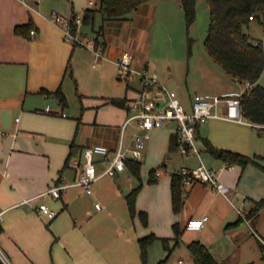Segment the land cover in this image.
Returning <instances> with one entry per match:
<instances>
[{"label":"crops","instance_id":"obj_1","mask_svg":"<svg viewBox=\"0 0 264 264\" xmlns=\"http://www.w3.org/2000/svg\"><path fill=\"white\" fill-rule=\"evenodd\" d=\"M172 3L145 1L129 18L105 21L101 37L105 46L94 48L83 43V23L77 26L76 41L66 37L64 24L50 18L54 13L68 17L73 12L82 17L84 10L95 7L98 0L94 4L90 0H0V212H4L0 242L10 264H142L139 238L149 233L172 238L175 222L183 230L177 246L185 245L189 250L190 242L200 240L225 264H238L241 248L249 240H264V208L255 222L239 214V210L246 214L255 201L264 198V158L257 159L259 164H234L233 169H223L225 162L213 156L201 139L207 138L219 148L264 156V142L257 139L264 134V126L250 120L238 122L218 117L201 122L197 133L200 156L184 157L178 149H170L171 137L177 133L175 122L150 132L140 159L143 186L136 200L138 210L148 213L147 226L138 216L132 217L127 206L126 195L140 183L128 167L114 176L100 177L93 184V193L70 185L61 197L41 195L58 182L71 184L76 180L85 161L86 147L103 144L114 149L121 141L125 145L131 143L136 123L126 124L129 109L109 102L112 97L133 100L141 91L139 75L126 81L125 86L116 80L117 60L124 51L132 52L137 71L150 72L155 88L171 86L169 89L178 91L187 105L195 94H211L201 92L202 86L191 87L188 82L185 89L177 76L161 77L158 66L151 63L152 22L159 14H168L174 7ZM178 7L182 8L181 3ZM97 23H102L100 14ZM22 24H31L36 35L16 32ZM260 41L264 44V36ZM96 48L103 55L97 62ZM165 58L167 64L171 63L168 70L175 73L171 59H177ZM69 61L71 71L67 70ZM87 64L93 79L85 78L83 82V68ZM201 69L218 72L208 64ZM231 77L240 85L239 89H225L212 95L237 93L245 88L246 82ZM68 78L75 80L80 105L84 107L74 116L67 115L66 106L47 93L59 87L66 93ZM262 80L261 76L259 81L264 85ZM114 85L119 90L113 93ZM53 97L58 102L50 105L48 111ZM96 161L101 172L105 167L101 156H96ZM201 162L218 170L221 181L229 187L228 194L196 182L185 187L184 206L175 213L172 173ZM161 164L165 165L158 180L150 183V169ZM26 199L31 202L25 203ZM40 202L57 210L58 215L39 216L34 206ZM98 202L100 208L96 206ZM204 215L209 216L204 228H186L190 219ZM239 218L242 219L238 225L227 227ZM160 243L161 239H157L150 246L149 264L158 263L164 254L167 256L168 250L164 247L162 252Z\"/></svg>","mask_w":264,"mask_h":264},{"label":"trees","instance_id":"obj_2","mask_svg":"<svg viewBox=\"0 0 264 264\" xmlns=\"http://www.w3.org/2000/svg\"><path fill=\"white\" fill-rule=\"evenodd\" d=\"M149 0H98L95 7L87 8L82 14V23L92 25L95 31V47H104L105 42L101 39L104 33V23L107 20L127 19L129 14L135 11L138 6ZM188 24H191L196 17L197 0H179ZM210 7L211 22L209 31L205 38V46L208 53L218 62L225 71L236 77L241 82H249L252 86L249 91L242 95V111L250 121L264 126V85L260 83V77L264 72V44L262 41H254L252 37L244 30V25L248 24L252 18L262 21L264 16V0H206ZM100 14L102 23L96 28V17ZM72 16L77 17L73 12ZM72 32L76 34L77 23L71 21ZM33 26L31 24H22L16 27V32L30 35ZM193 39L189 41V54L191 53ZM75 45H78L77 42ZM67 70L71 71V62H68ZM54 95L63 106L68 105L66 94L62 87L54 92H47ZM127 97H112L109 102L120 107L127 108ZM264 128V127H263ZM197 125L196 134L198 133ZM199 137V136H198ZM206 149L216 158L224 162L239 164L246 167L249 163L259 164L257 159L264 156L257 154L250 156L230 149L214 146L209 139L201 138ZM178 135L173 134L170 140V149H178ZM127 167L140 180V183L134 187L127 195L126 202L132 217L138 216L143 225H148V213L145 210H138L136 205L137 196L143 186L141 179L140 160H127ZM165 164L150 169L148 181L154 183L158 180V174ZM172 205L175 213H179L184 206L185 186L183 176L179 172L172 173L171 180ZM264 208V198L255 201V205L247 212V217L253 222L260 215V210ZM242 217V216H241ZM242 218L235 222L227 224V227L238 225ZM174 237H159L155 233H149L139 238L140 257L142 264L148 263V253L150 246L155 240L161 239L166 250L167 256L157 264H167L173 249L179 245L183 230L179 222L173 224ZM173 241V245H171ZM259 247L264 260V243L259 242ZM193 264H225L218 261L210 248L200 240H193L188 244ZM0 264H5L0 259ZM247 264H254L250 262Z\"/></svg>","mask_w":264,"mask_h":264},{"label":"built area","instance_id":"obj_3","mask_svg":"<svg viewBox=\"0 0 264 264\" xmlns=\"http://www.w3.org/2000/svg\"><path fill=\"white\" fill-rule=\"evenodd\" d=\"M91 4L95 0H90ZM57 24L65 25L66 37L71 40L78 41L76 34L72 32L71 21H75L77 26L82 23L81 17L74 18L72 15L65 17L54 13L50 18ZM36 29H32L30 34L35 36ZM88 46L95 48V42L90 39ZM96 50L95 62L99 61L103 55L98 48ZM95 65V64H94ZM118 76L120 80L130 82L138 75L141 77V91L137 98L127 102V108L130 113L126 124L134 121L136 129L132 137L131 143L125 145L123 141L114 149L103 145L96 144L85 148L82 170L76 180L69 184L67 182H58L49 187L41 195H51L61 197L62 191L70 185H79L85 188L88 193H93V184L103 175L114 176L117 172L124 171L127 168V160H140L146 150L147 142L150 137V132L153 129L160 128L175 122L177 124L178 135V151L182 156L189 155L200 156L201 149L197 144V125L210 118H226L238 122L249 120L245 117L242 111V95L249 91L251 84L246 82L243 90L237 93H229L226 95L212 94H195L191 100V105H187L181 99L178 91L169 89L166 86L155 88V80L153 76L146 72H139L133 67V54L126 50L117 60ZM50 110V105L47 106ZM19 120V118H17ZM96 156H101V161L104 163V169L100 172L97 169ZM234 164L225 162L223 169H233ZM183 176L184 186H191L196 182L207 183L212 186L215 192L228 194L229 187L220 179L218 170L208 167L204 162H201L195 167H183L178 171ZM25 203H30L31 199L24 200ZM98 208L101 204L96 203ZM34 209L40 216H48L54 218L58 215V211L52 209L47 203L40 202L34 206ZM242 217H246L239 210ZM4 212H0V228L3 222ZM209 216L204 215L201 218H192L186 224V228L190 230H201L208 222ZM264 243V240H262ZM0 259L5 264H10L9 259L4 252L0 242Z\"/></svg>","mask_w":264,"mask_h":264},{"label":"rangeland","instance_id":"obj_4","mask_svg":"<svg viewBox=\"0 0 264 264\" xmlns=\"http://www.w3.org/2000/svg\"><path fill=\"white\" fill-rule=\"evenodd\" d=\"M62 1L64 3V0ZM166 1L174 2L172 3L174 4V7L169 10L168 14H159L158 17H156V19L152 22L150 32L151 46L149 48V54L151 56V63L158 66L161 77L168 76L174 79L176 78L174 76H177L176 79L182 84V86H184L185 89L187 85L186 83L188 82L191 87H194L195 85L199 87L202 86L204 89H201V92L211 94L219 93L225 89H239L240 85L237 81H235L231 75L224 70L222 65L214 60L206 49L205 38L209 31L211 22V13L208 2L206 0H197L195 20L191 24H188L183 8L178 7V4H180L179 1ZM99 25L100 23L96 25V28L99 27ZM244 30L254 41L262 39L264 36V16L262 17V21L257 18H252L248 24L244 25ZM82 33V38L84 39L83 43L88 46V41L90 39L94 40L95 38V31L93 30L92 25L83 26ZM190 38L193 39V43L191 53L189 54ZM165 57H175V59H177L176 61L171 59L174 64V68L176 69L175 73L173 70H168L167 67L171 65V63L167 64V59ZM204 64L211 65V67H214V70L216 69L220 73L201 69V66ZM188 65H190V69L188 68ZM89 67V64H87L83 68V82H85V78L88 81L93 79V75L89 73ZM152 69L153 68L151 66V70ZM148 74L150 75V72H148ZM262 79V82L264 83V73L262 75ZM116 80L123 86L127 84L125 80H120L118 78H116ZM66 85L68 88L66 92L67 94H65L68 105L65 107V113L67 115L74 116L77 115L78 112L81 113L84 107L80 105L81 102L77 94L75 80L68 78ZM168 88H171V86H168ZM116 90L119 89L114 85L111 92L114 93ZM57 102V99L53 97L52 100H49V105H55ZM187 103L189 106L191 105V102L188 101ZM257 139L264 142V134L258 136ZM133 176L135 175L133 174ZM59 202H61V200H59ZM91 206L92 209H94L95 203L93 202ZM61 215L62 213L59 216ZM163 248V243H160L159 249L162 250V252ZM186 248L187 247L185 245L183 247L176 246L169 257L167 264H193L192 259L189 256V250ZM164 255L165 258L166 254ZM261 256L262 252L259 247V242L256 238L251 239L247 242L245 247L241 248V252L238 256V264H247L250 262H254V264H264V260ZM180 260L182 261L180 262Z\"/></svg>","mask_w":264,"mask_h":264}]
</instances>
